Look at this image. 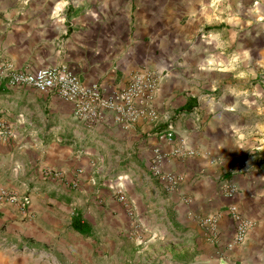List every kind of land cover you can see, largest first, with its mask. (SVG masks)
<instances>
[{
    "label": "crops",
    "instance_id": "1",
    "mask_svg": "<svg viewBox=\"0 0 264 264\" xmlns=\"http://www.w3.org/2000/svg\"><path fill=\"white\" fill-rule=\"evenodd\" d=\"M263 19L264 0H0V191L30 200L25 217L0 202V264H264ZM7 66L104 98L151 72V116L85 126Z\"/></svg>",
    "mask_w": 264,
    "mask_h": 264
},
{
    "label": "built area",
    "instance_id": "2",
    "mask_svg": "<svg viewBox=\"0 0 264 264\" xmlns=\"http://www.w3.org/2000/svg\"><path fill=\"white\" fill-rule=\"evenodd\" d=\"M4 82L9 87L27 86L37 90L42 94H54L69 102L72 105V116L75 120L92 126L102 113L110 112L115 114L116 120L124 127H128L138 120L148 119L149 100L156 89V78L151 72L137 74L132 78L124 90L104 98L95 87H83L73 76L60 68L47 67L37 70L34 73L16 71L11 67H6L3 75ZM7 134V130L1 129L0 136ZM174 156L177 152H174ZM53 173V171H52ZM51 172H47L49 177ZM177 179H167V190H172L177 183ZM233 190L228 189L227 195L230 197ZM117 201L123 205L127 215L132 219V208L126 200L121 190L115 192ZM0 202H4L15 209L22 217L27 216V209L30 203L28 195H17L14 190H1ZM246 233V226L239 223L233 244H241Z\"/></svg>",
    "mask_w": 264,
    "mask_h": 264
},
{
    "label": "rangeland",
    "instance_id": "3",
    "mask_svg": "<svg viewBox=\"0 0 264 264\" xmlns=\"http://www.w3.org/2000/svg\"><path fill=\"white\" fill-rule=\"evenodd\" d=\"M263 22H264V19H263ZM262 34V36L259 38L261 41H262V43H263V45H264V31L261 33ZM263 70H264V67H263ZM263 77H264V73H263ZM258 81H262L263 83H264V78H262V79H260V80H258ZM259 83V82H258ZM159 159H157L156 161H155V163H157V161H158ZM110 162L112 163L111 164V167H110V171H111V174H114V173H116V171H117V169H118V166L117 167H114L115 165H114V160L113 159H111L110 160ZM157 165V164H156ZM156 165H152V167H151V173L154 175V176H157V167H156ZM167 179L168 178H164V179H162V181H163V183L165 184V186H169L168 184H167ZM178 184V181H177V183H176V185ZM176 185H174V186H176ZM165 189H167V188H165ZM169 191V190H168ZM2 238H1V236H0V250H3V249H6V248H12V246L11 245H9V244H7V245H4L3 243H2ZM19 250H22V248L21 249H19Z\"/></svg>",
    "mask_w": 264,
    "mask_h": 264
},
{
    "label": "trees",
    "instance_id": "4",
    "mask_svg": "<svg viewBox=\"0 0 264 264\" xmlns=\"http://www.w3.org/2000/svg\"><path fill=\"white\" fill-rule=\"evenodd\" d=\"M71 228L74 232L86 236L90 233V227L88 224L82 223L81 216L79 214H76L71 222Z\"/></svg>",
    "mask_w": 264,
    "mask_h": 264
}]
</instances>
